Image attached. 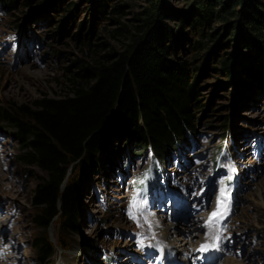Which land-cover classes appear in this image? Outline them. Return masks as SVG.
<instances>
[{
	"label": "rangeland",
	"instance_id": "obj_1",
	"mask_svg": "<svg viewBox=\"0 0 264 264\" xmlns=\"http://www.w3.org/2000/svg\"><path fill=\"white\" fill-rule=\"evenodd\" d=\"M103 1V12L98 0H12L10 10L0 4V107L34 109L44 96L63 97L78 65L116 59L145 32L154 0ZM158 2L176 37L169 58L199 68L193 138L159 164L139 142L112 134L111 156L85 183L74 232L62 227L60 215L50 225L38 222L44 207L33 196L48 174L21 162L16 127L0 120V264H41L35 242L44 235L54 243V264H264V88L247 81L240 89L221 66L237 60L238 29L232 28L245 7L237 5L228 17L214 7L200 31L180 20L192 14L194 0ZM239 91L246 100H237ZM76 167L69 169L68 182ZM212 211L220 212L216 221ZM154 213L176 225L175 236L184 239L198 215L207 227L202 254L156 250L152 235L143 238ZM204 213L211 224L208 218L202 222ZM140 242L149 245L141 248Z\"/></svg>",
	"mask_w": 264,
	"mask_h": 264
},
{
	"label": "trees",
	"instance_id": "obj_2",
	"mask_svg": "<svg viewBox=\"0 0 264 264\" xmlns=\"http://www.w3.org/2000/svg\"><path fill=\"white\" fill-rule=\"evenodd\" d=\"M158 1L147 9L145 32L133 38L116 59L78 65L63 97L44 96L34 109L0 107V120L16 127L13 136L20 142L21 162L48 174L33 196V203L44 207L37 216L39 223L50 225L60 215L63 228L79 231L85 183L102 158L111 156L112 134L120 132L125 140H134L135 146L139 142L161 163L193 138L199 68L189 70L187 63L169 58L176 37L163 22L167 13ZM10 2L0 0L7 10ZM237 5L245 7L236 21L238 27L232 28L238 29V57L232 64L222 61L221 66L227 75L236 77L240 89L247 81L264 88V2L194 0L192 14L180 20L201 31L214 7L228 17L236 14ZM104 8L105 1L98 0L97 9L103 12ZM237 100H246L241 91ZM75 164L76 175L68 182V171ZM35 244L40 263L54 264L51 256L55 249L49 237L41 236Z\"/></svg>",
	"mask_w": 264,
	"mask_h": 264
},
{
	"label": "bare ground",
	"instance_id": "obj_3",
	"mask_svg": "<svg viewBox=\"0 0 264 264\" xmlns=\"http://www.w3.org/2000/svg\"><path fill=\"white\" fill-rule=\"evenodd\" d=\"M261 191H262V188H261ZM262 192H264V191H262ZM213 213H214V211H212L211 216H212ZM154 214L155 215L153 217L151 216V218H152L151 219L152 220V222H151L152 225L149 226V228L150 229L153 228V234H154V236H156L154 239L157 240V241L154 242V240H153L154 245L152 244L153 247L156 250L160 251V250H164V249L166 250L167 247L168 248L169 247H172V248L175 247L177 250L183 252L185 254V256H189V257H199V255L202 254V252L199 251V246H201V244L205 240L204 233L207 232V227L206 226H203L204 224H202L201 222H199V219H197L199 217L198 215H197L196 219L194 217H192L190 219L189 228L186 227V230L188 229L187 231L193 230V232L192 231L189 232L190 238L191 239L194 238L193 240H191L190 238L189 239H184V238H182L180 236H175L174 231H173L172 228H175V230H176L177 229V226L174 225V224H171V222L169 224H167V225L164 224V222H166V221H163V217H160V215L158 213H157L158 215L156 213H154ZM202 217L204 218L202 220V222H203V221H206V219L208 218V215L206 213H204L202 215ZM208 219L210 220V217ZM221 220H223V218ZM214 221H216V218H214ZM222 223L223 222L221 221L220 226L222 225ZM217 236L220 238L219 239V242H220L221 236L220 235H216L215 236V239H216ZM145 237L146 236H143V238L146 240L147 238H145ZM219 242H214V244L217 245V244H219ZM144 243L145 242H143L142 245ZM192 244H193V246H191ZM190 247H192V248H190ZM147 249L148 250H151V251H154V252L156 251V250H153L152 248H149V247ZM201 251H204V250H201ZM1 252H3V251H1ZM4 256H8V255L7 254H3L2 257L4 258ZM197 262L200 263L199 260H197Z\"/></svg>",
	"mask_w": 264,
	"mask_h": 264
},
{
	"label": "snow or ice",
	"instance_id": "obj_4",
	"mask_svg": "<svg viewBox=\"0 0 264 264\" xmlns=\"http://www.w3.org/2000/svg\"><path fill=\"white\" fill-rule=\"evenodd\" d=\"M140 183H143V180H141ZM221 203H223V201H222ZM132 207H133V208L136 207L135 199H134V202H133ZM130 215H131V213H130ZM218 215H220V212H219V211L214 212V213L212 214V218L214 219V218H215L216 216H218ZM133 218H135V217L133 216ZM211 223H212V220L209 221V224H211ZM216 239H217V241H218V240H219V237L217 236ZM201 250H204V248L202 247Z\"/></svg>",
	"mask_w": 264,
	"mask_h": 264
}]
</instances>
